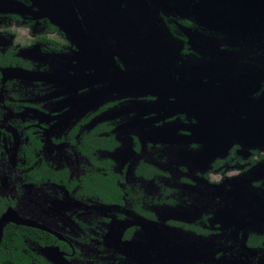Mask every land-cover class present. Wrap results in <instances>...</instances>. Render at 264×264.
Here are the masks:
<instances>
[{
  "label": "rangeland",
  "instance_id": "374dc122",
  "mask_svg": "<svg viewBox=\"0 0 264 264\" xmlns=\"http://www.w3.org/2000/svg\"><path fill=\"white\" fill-rule=\"evenodd\" d=\"M157 3V0H0V48H17L34 66L0 68V181L6 179L1 181V188L10 185V174L6 171L19 162L24 136L18 121L38 120L46 159L68 164L72 163L71 155L52 138L70 129L95 102L124 98L126 101L98 117L118 119L120 164L137 160L142 153L158 159L157 142L173 144L183 137L185 143L197 142L198 147L173 151L174 165L185 164L186 174L192 178L193 186H199V191L225 196L216 201L221 203L217 208L211 196L204 198L207 199L204 204L159 208L161 220L146 224L143 234L124 245L129 258L134 262L156 259L160 264H264V252H254L244 243L246 231L253 229L249 226L264 228V93L261 101V96L253 100L249 95L264 83V0H198L199 14L194 11L190 14L186 5L179 2L170 9L171 16L192 20L190 26L177 31L189 37L192 54L184 55L178 53L180 40L169 37L164 29L158 31L157 37L164 45L146 40L150 32L156 36L155 29H161L158 20H164L158 15ZM205 16L214 24L203 20ZM47 22H54L65 31L69 44L63 51L34 40L43 34L56 37ZM223 26L233 33L230 39ZM240 35L255 41L244 42ZM153 45L155 50H151ZM253 49L263 53L253 54V59L247 60ZM221 80L228 82L225 83L228 89L217 86ZM235 80L241 84L238 88H234ZM229 82L234 88L232 92ZM205 87L211 88L210 92ZM228 90L232 96L229 95V107L220 102L225 97L218 95L227 94ZM12 92L17 93L19 102L40 103L42 108L27 106L18 111L17 103H6L15 100L10 98ZM244 97L255 104L248 105L257 116L242 117L240 109L247 104L241 100ZM176 112H184L185 121L170 119ZM136 133L143 142L142 153L134 148ZM236 142L262 155V160L243 171L239 169L245 161L242 157L240 163L214 174L211 181L196 175L195 170H202L212 159L226 154ZM254 180L262 183L255 185ZM16 193L20 212L38 215L41 218H36L46 221L64 217L67 211L82 204L63 186L51 183H24ZM245 193L250 196L239 200ZM236 195L234 200H227ZM85 204L101 208L94 202ZM204 211L213 212L229 238L221 242L215 236H194L164 224L169 218L191 220ZM125 213L123 225L137 222L138 217ZM222 235L225 237V232ZM119 240L117 229L111 241L118 244ZM145 253L153 254L154 258Z\"/></svg>",
  "mask_w": 264,
  "mask_h": 264
},
{
  "label": "flooded vegetation",
  "instance_id": "af4514ba",
  "mask_svg": "<svg viewBox=\"0 0 264 264\" xmlns=\"http://www.w3.org/2000/svg\"><path fill=\"white\" fill-rule=\"evenodd\" d=\"M180 20L182 22L185 19ZM50 24L51 22L48 23L49 31L55 33L56 37L43 34L37 35L34 40L36 42L47 43V46L53 50L63 51L69 44V40L65 38V34L53 30ZM45 37L47 39H44ZM49 38L54 41L49 40ZM59 39L65 40L61 41ZM157 39L161 41V38ZM151 50H155L154 45ZM3 51L4 53L10 51L16 61L14 60L10 65H0V68L23 67L25 69H32L34 67L30 60L25 59L19 54L17 48L9 46ZM259 53H263V51L260 52L259 49H254L249 53L247 60L253 59V54ZM186 54L192 53L187 52ZM224 73L229 74L230 72L226 71ZM1 77L0 71V79ZM221 82L223 84L220 83L217 86L221 89H228L225 86V83L228 84V82L222 80ZM229 85L232 92V89L236 86L238 88L241 84L235 80L234 88H232L231 82H229ZM204 90L210 92L211 88L205 87ZM231 92L228 90L227 94L218 93V95L225 97L220 102L223 101V105H228V107ZM262 93H264V83L249 95L251 99L258 100ZM11 94L10 98H14L15 100H7L6 103L9 105L17 103L18 111L27 106L42 108V104L40 103L30 101L19 102L17 93L12 92ZM242 94L245 96L244 91ZM241 100L247 102V104H240L242 105L240 109V113L243 114L242 117L246 119V117L257 116L254 115L257 112L249 109L248 105L255 104L246 101L245 97L244 100ZM261 100L262 96L259 101ZM123 101H126V99L116 98L102 104L95 102L70 129L52 138L56 145L63 144L71 155L72 163L68 164L52 163L46 159L43 152L45 142L42 136V126L38 120L18 121V127L23 133L24 140L19 150V162L11 170L7 168L10 171H6L7 174H10V178L8 177V179L11 182L6 183H10V185L8 184L7 187L1 188L3 181L6 179L1 180L2 183L0 181V194H2L0 195V202L4 199L7 200L6 208L2 214L10 206L17 208L19 194L16 191L19 192V188H22L24 183L61 185L70 195L72 194L76 202L78 201L83 204H80V208L74 211H67L64 217L56 220H41L36 218L38 215L29 216L23 211L20 212L25 217H31L40 223L46 224L51 230L13 223L19 226L35 228L42 231L41 234L43 233V235H38L34 238L23 239L27 242L26 245L34 252L32 264H160L156 259L150 260L151 262H134L124 251V245L130 241H134L139 235L143 234L146 224L161 220L158 211L161 207H176L180 205L190 207L196 204H204L203 201L209 199L211 196L217 208L221 203L216 201L220 200V198H225L222 193L208 194L202 190L199 191V186H193L194 182L192 178L186 174L188 169L184 166L185 164L178 163L174 165L172 161L173 157H171L173 151L183 152L185 151L184 149L198 147L197 142L185 143L186 140L182 139L183 137L173 144L165 141L157 142L158 145L156 147L159 148L158 159L154 157L152 159V156H145L144 154L146 153H142L143 142L140 141L139 134L136 133L133 136L135 142L134 148L136 151H139L137 153H142V155L137 160H129L125 164H120L117 152L121 149V141L116 133L118 119H98V117ZM230 112L231 108H229L228 113ZM1 115L0 111V119ZM170 119L185 121L186 114L184 112H176ZM182 132L187 133V130L183 129ZM30 135L40 139L42 143L40 148L34 149L36 156L34 162H30V159L28 160L26 156L25 146L30 144ZM242 157H244L245 161L240 163L239 160ZM262 157L256 151L244 149L236 142L231 145L226 154L215 157L202 170L197 169L195 171L197 176L211 181L214 180V174L224 172L227 169L226 167H231L238 162L240 163L239 169L247 171L250 167L258 164V161L262 160ZM74 162L76 167L74 166ZM42 163H45L54 170L65 171V178L54 179L49 177L36 180L31 172L37 164ZM190 175L197 178L194 174L190 173ZM261 183V180H254L255 185H260ZM11 186H13V189ZM233 188L236 189L235 187ZM252 195L254 194L252 193ZM246 196L250 195L245 193L238 199H247ZM229 197L227 200H234L238 195ZM85 202L97 203L101 208L97 209L91 205H86ZM111 209L115 212L111 213ZM125 211L138 217L137 222L133 220L130 223L124 222L123 225V220L127 217ZM164 224L194 236H215L221 242L225 238H229L225 227L216 219L212 211H204L200 216L191 220L165 219ZM248 228L253 229H246L245 245L254 252H264V228H255V226H249ZM117 229L120 231V240L118 244H115L111 241V236H113ZM223 232L228 237H222ZM138 246H141V243ZM44 248H48V253L54 260L43 251ZM220 252H224V250ZM145 254L149 258H154L153 254L150 256L147 253Z\"/></svg>",
  "mask_w": 264,
  "mask_h": 264
},
{
  "label": "trees",
  "instance_id": "16d2710c",
  "mask_svg": "<svg viewBox=\"0 0 264 264\" xmlns=\"http://www.w3.org/2000/svg\"><path fill=\"white\" fill-rule=\"evenodd\" d=\"M131 1L135 2L137 0ZM157 2L158 3L155 6L160 9L158 15L161 16V18H163L164 20H158L157 24L161 29H155L156 36H154L152 32H150L147 35L146 40H148V42H158L159 44L164 45L162 44V41L157 39L158 31L161 32L164 29L165 32L168 33L169 37L173 39L175 37L180 40V47L178 48L179 54L184 55L187 52H191V48H189V37L186 36V34L183 32H177L181 31V29L185 26H190V23L192 21L191 18L184 17L185 20L180 22V19L172 17V13L170 14L169 12L170 9L179 5V2H182L186 5L189 13L193 11L198 13L199 11L196 7V3H198V0H157ZM84 3L87 4V1H84ZM179 17L182 16L179 15ZM202 19L207 21L209 24H214L207 20L206 16ZM50 25L53 30L61 34H65L64 30L58 24L51 22ZM223 28L228 31L227 38L230 39L233 33L229 28L225 26H223ZM221 37L225 39V36L222 35ZM238 37L244 42L255 41L254 38H252V40L250 37H244L241 35ZM44 39L47 38L45 37ZM49 40L54 41L50 38ZM14 60L16 61V59L12 57L10 51L4 53V51L0 49V65H10ZM41 144L42 143L40 139L35 138L33 135H30V144H27V146H25L26 156L28 160L30 159V162H34L36 160L34 149L37 147L40 148ZM31 174L34 175L36 180L46 179L49 177H52L54 179L65 178V171L54 170L53 168L48 167L45 163L37 164L32 170ZM6 202L7 200L5 199L1 200L0 202V215L6 208ZM41 232L42 231L31 227L19 226L13 223L8 224L4 231V238L0 243V264H32L34 260V252H32V250L26 245L27 242H25L23 239H30L37 237L38 235H43V233L41 234Z\"/></svg>",
  "mask_w": 264,
  "mask_h": 264
},
{
  "label": "water",
  "instance_id": "95a60500",
  "mask_svg": "<svg viewBox=\"0 0 264 264\" xmlns=\"http://www.w3.org/2000/svg\"><path fill=\"white\" fill-rule=\"evenodd\" d=\"M9 223H16V224H24L28 226L38 227L41 229H47L51 231L46 224L40 223L38 220L31 218V217H25L23 216L20 211L13 206H10L1 216H0V243L3 240L4 236V230L5 227ZM56 249V248H55ZM57 250V249H56ZM43 251H45L48 255V248H44ZM50 256V255H49ZM51 257V256H50ZM52 258V257H51ZM54 260V258H52ZM58 262V261H57ZM59 264V263H57Z\"/></svg>",
  "mask_w": 264,
  "mask_h": 264
}]
</instances>
